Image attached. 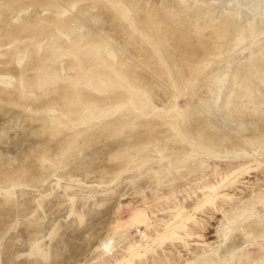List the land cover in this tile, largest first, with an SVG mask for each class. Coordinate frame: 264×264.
Returning <instances> with one entry per match:
<instances>
[{
    "label": "rangeland",
    "instance_id": "rangeland-1",
    "mask_svg": "<svg viewBox=\"0 0 264 264\" xmlns=\"http://www.w3.org/2000/svg\"><path fill=\"white\" fill-rule=\"evenodd\" d=\"M0 264H264V0H0Z\"/></svg>",
    "mask_w": 264,
    "mask_h": 264
}]
</instances>
